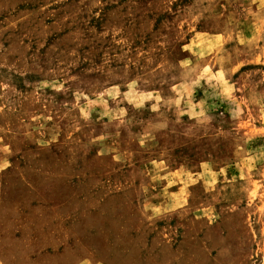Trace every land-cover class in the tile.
I'll return each mask as SVG.
<instances>
[{
    "label": "rangeland",
    "instance_id": "1",
    "mask_svg": "<svg viewBox=\"0 0 264 264\" xmlns=\"http://www.w3.org/2000/svg\"><path fill=\"white\" fill-rule=\"evenodd\" d=\"M0 264H264V0H0Z\"/></svg>",
    "mask_w": 264,
    "mask_h": 264
}]
</instances>
